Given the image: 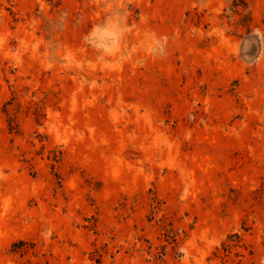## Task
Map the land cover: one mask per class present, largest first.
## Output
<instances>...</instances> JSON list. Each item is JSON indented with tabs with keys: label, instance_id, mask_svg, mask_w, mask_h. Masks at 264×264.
<instances>
[{
	"label": "rangeland",
	"instance_id": "rangeland-1",
	"mask_svg": "<svg viewBox=\"0 0 264 264\" xmlns=\"http://www.w3.org/2000/svg\"><path fill=\"white\" fill-rule=\"evenodd\" d=\"M0 264H264V0H0Z\"/></svg>",
	"mask_w": 264,
	"mask_h": 264
},
{
	"label": "clouds",
	"instance_id": "clouds-1",
	"mask_svg": "<svg viewBox=\"0 0 264 264\" xmlns=\"http://www.w3.org/2000/svg\"><path fill=\"white\" fill-rule=\"evenodd\" d=\"M160 47H161V51H163V44H161Z\"/></svg>",
	"mask_w": 264,
	"mask_h": 264
}]
</instances>
